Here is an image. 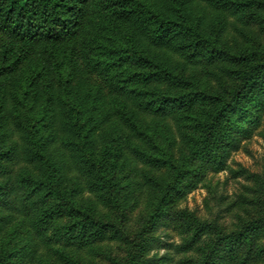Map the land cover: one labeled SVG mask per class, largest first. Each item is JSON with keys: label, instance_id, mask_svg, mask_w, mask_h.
Returning a JSON list of instances; mask_svg holds the SVG:
<instances>
[{"label": "trees", "instance_id": "trees-1", "mask_svg": "<svg viewBox=\"0 0 264 264\" xmlns=\"http://www.w3.org/2000/svg\"><path fill=\"white\" fill-rule=\"evenodd\" d=\"M200 1L208 5L209 15L194 14L195 0H0V29L22 45L16 57L0 60V159L22 164L19 182L31 195L40 192L45 199L53 198L52 204L40 207L31 201L35 208L31 212L21 205L23 216L16 221L11 215L5 217L26 233L22 252L27 258L41 254L42 228L64 214L74 217L56 227L64 241L88 245L102 237L101 229L109 225L95 216L96 207L120 208L121 176L129 180L126 169L134 166L137 171L142 163L147 178V172L160 167L173 173L169 180H146L160 187V195L153 197L154 210L127 264H169L167 255L151 253L156 242L151 234L157 232L173 196L180 194L189 174L200 176L205 167L222 171L230 148L237 147V134H250L245 123H258L264 114V63L247 65L249 59L229 53L211 32L213 20L225 12L243 25L255 20L264 31V18L250 11H263L264 0ZM32 44L56 47L51 72L66 93L51 90L44 98L39 88L43 67L33 60L18 87L11 93L1 91ZM77 44L86 71L103 78L114 93L111 100L101 86L81 79L84 72L75 61ZM203 62L232 68L239 85L217 95L195 78L178 74L184 64ZM166 80L170 87H160ZM171 113L200 132L188 145L202 158L200 169L176 168L170 150L175 145L173 132L166 125L160 138L147 119L154 117L156 123ZM70 185L87 190L94 199L77 204L69 195L75 191ZM137 185L144 186L142 180ZM180 213L188 229L194 230L195 241L209 235V249L233 244L247 234L185 210ZM249 222V229L264 233V219Z\"/></svg>", "mask_w": 264, "mask_h": 264}, {"label": "rangeland", "instance_id": "rangeland-1", "mask_svg": "<svg viewBox=\"0 0 264 264\" xmlns=\"http://www.w3.org/2000/svg\"><path fill=\"white\" fill-rule=\"evenodd\" d=\"M191 9L197 17L210 14L208 5L200 0H195ZM250 11L264 18V10L259 12L258 9L251 8ZM212 23L211 32L221 47L226 48L229 53L249 59L247 65L264 63V31L257 21L252 20L249 25H243L225 12L222 18L217 17ZM21 48L20 42L0 29V60L2 56H8L10 61L19 54ZM55 50L56 47L48 44H32L28 56L15 70V75L1 85V91L11 93L18 87L22 81L20 76L31 60L43 67L39 81L43 97V94L46 96L51 90L56 94L62 88L64 90L60 79L51 72ZM76 51V64L84 72L81 79L91 85L101 86L107 101L111 100L114 93L103 78L86 71L78 44ZM227 67L205 62L198 66L184 64L178 74L195 78L199 85L218 95L236 89L240 83L239 77L232 74V68ZM159 85L168 88L171 84L166 80ZM63 90L62 92L67 91ZM176 117L177 113H171L156 119V123L154 117L148 116L147 119L153 129L158 130L160 138L165 134L166 125L173 132L175 145L170 150L173 152L176 168L182 167L185 171L200 169L202 158L188 146L200 132L192 128L191 122L183 125ZM245 125L246 129L251 130L250 134H237V147L230 148L231 153L222 171L216 172L213 167H205L200 176L191 173L186 177L180 186V194L173 196V201L162 216L157 232L151 234L156 236L152 254L156 253L159 257L167 255L170 258L169 264H264V233L256 232L253 227L248 228L249 221L264 219V114L258 123ZM21 165L18 161L6 162L0 159V220H3L0 225L5 227L4 231L0 228V264H127L154 210L156 199L153 197L160 195V187H153L146 180L153 177L169 180L173 173L171 169L160 167L147 172V178L142 175V163L136 167L138 172L134 170V166L129 167L126 169L131 175L129 180L121 176L119 185L120 208L101 205L95 209V216L109 225L101 229L102 237L94 239L88 245L64 241L57 234L56 227L74 219L64 214L57 216L53 224L42 228L41 239L45 241V245L40 246L41 254L27 258L22 252L27 244L26 233L15 225V221L23 216L20 206L31 212L35 209L31 201L40 207L52 204L53 198L45 199L40 192L30 194V189L19 182L18 173L23 167ZM28 167L31 168L30 165ZM137 180H142L144 186L137 185ZM71 186L70 190L75 191L69 195H72L71 198L77 204L94 199L87 190L78 191ZM184 210L204 221H218L222 226L238 233L246 230L247 234L243 239L233 240V244H221L215 249H209L212 245L209 235L205 234L196 241L192 238L194 230L188 229L187 219L180 213ZM8 215L14 217L15 221H6L5 217Z\"/></svg>", "mask_w": 264, "mask_h": 264}]
</instances>
